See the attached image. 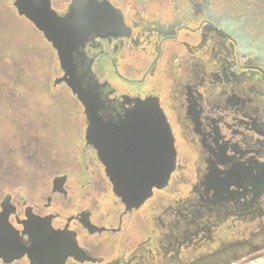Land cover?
Segmentation results:
<instances>
[{
    "label": "flooded vegetation",
    "instance_id": "obj_1",
    "mask_svg": "<svg viewBox=\"0 0 264 264\" xmlns=\"http://www.w3.org/2000/svg\"><path fill=\"white\" fill-rule=\"evenodd\" d=\"M73 1L51 3L64 15ZM94 1L112 28L73 51L74 87L54 84L74 112L60 117L58 106H44L33 109L36 120L25 105L19 117L22 137L57 136L58 150L43 165L34 157L36 167L21 151L22 179L0 182V264H231L236 246L264 248V238L255 241L264 236V0H241L239 12L219 9V0ZM151 96L171 126L176 163L162 188L129 208L113 191L112 169L131 144L134 99ZM242 225L239 238L223 242L225 230Z\"/></svg>",
    "mask_w": 264,
    "mask_h": 264
},
{
    "label": "rangeland",
    "instance_id": "obj_2",
    "mask_svg": "<svg viewBox=\"0 0 264 264\" xmlns=\"http://www.w3.org/2000/svg\"><path fill=\"white\" fill-rule=\"evenodd\" d=\"M53 1L57 8H61L63 5L60 3L61 1L67 2V0ZM215 5L221 10H235L237 12L244 7L242 6L243 3L241 0H219ZM125 72H129L128 77L135 78L133 75L134 72L126 70ZM99 73L101 74L100 68ZM100 74V81L108 78L118 89L130 87L125 86L124 83L114 75ZM59 76H61V73L56 55L42 33L26 18L17 14L14 0H0V182L4 183L6 180L10 179H22V170L18 168L21 167V165L17 162L18 154L21 153V151L26 152L29 157L28 167H36V162L43 165L45 161L48 160L50 162L53 161V157L55 158L58 150L56 144L58 137H51L50 135V138H48L46 137L47 135L43 136L41 133L39 135H34L32 131L27 137H22L20 135V129L23 124L19 117L23 115L25 105L29 106V114L33 113V118H36V120H38L37 118L40 116V112L38 113L36 111L44 108V106H58L55 114H58L60 117L72 115L74 112L70 104L72 98L69 94L64 93V86H59L57 88L54 86ZM33 109L37 110L33 111ZM52 130L55 131V128L52 127ZM40 146L48 148V150L54 149L55 152L51 150V156H44L45 158L42 156L43 154L40 156H33V153L36 152L35 150ZM179 155L182 157L183 161H189V164H192V161L186 157L184 149L180 146ZM34 157L37 159L36 162L34 161ZM189 168L191 170L193 167ZM29 170L35 172L32 176L36 174V169L33 170L29 168ZM192 174L193 172L191 176ZM172 192L171 194L177 197L182 193L184 194V192L180 194L176 189ZM164 203L168 202L163 201V204ZM161 211L159 207L156 213H161ZM142 218L144 221H148L145 215H143ZM243 227V225L237 226V228L231 230V232L225 230L220 235L223 242L225 243L233 237L239 238L240 233L244 231ZM140 238H143V235L140 236ZM263 238V235L259 236L255 240L256 243L262 244ZM221 246L222 244L217 242L213 247L218 249ZM231 250H235L236 256L238 257V259L231 264H264L263 247L253 253L249 252L250 250L248 247L239 248L236 246ZM255 253L258 254L255 255ZM252 254L254 255L253 257H251Z\"/></svg>",
    "mask_w": 264,
    "mask_h": 264
},
{
    "label": "water",
    "instance_id": "obj_3",
    "mask_svg": "<svg viewBox=\"0 0 264 264\" xmlns=\"http://www.w3.org/2000/svg\"><path fill=\"white\" fill-rule=\"evenodd\" d=\"M14 6L17 14L31 22L57 51L66 71L55 83L65 82L74 87L66 69L74 62L73 51L92 31L112 28L110 12L94 0H75L64 15L58 14L51 0H14ZM119 18L124 25L121 13ZM134 100V110L128 114L135 126L129 130L131 144L118 153L119 167L112 169L113 191L129 208L143 204L154 187L162 188L176 163L173 132L158 98ZM66 258L64 254L61 263Z\"/></svg>",
    "mask_w": 264,
    "mask_h": 264
}]
</instances>
